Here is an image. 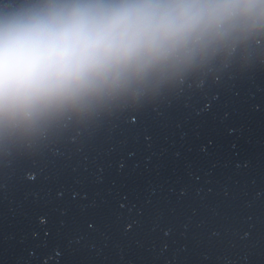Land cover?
I'll use <instances>...</instances> for the list:
<instances>
[{
    "label": "clouds",
    "instance_id": "9594fccd",
    "mask_svg": "<svg viewBox=\"0 0 264 264\" xmlns=\"http://www.w3.org/2000/svg\"><path fill=\"white\" fill-rule=\"evenodd\" d=\"M264 37V0H5L0 151L134 105Z\"/></svg>",
    "mask_w": 264,
    "mask_h": 264
}]
</instances>
